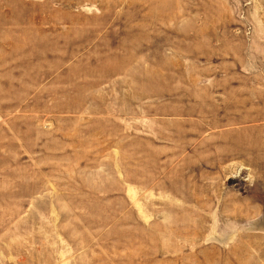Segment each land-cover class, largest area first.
<instances>
[{
    "label": "rangeland",
    "instance_id": "rangeland-1",
    "mask_svg": "<svg viewBox=\"0 0 264 264\" xmlns=\"http://www.w3.org/2000/svg\"><path fill=\"white\" fill-rule=\"evenodd\" d=\"M0 264H264V0H0Z\"/></svg>",
    "mask_w": 264,
    "mask_h": 264
}]
</instances>
